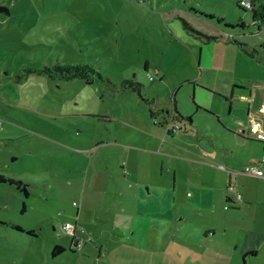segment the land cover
Listing matches in <instances>:
<instances>
[{"label":"rangeland","instance_id":"374dc122","mask_svg":"<svg viewBox=\"0 0 264 264\" xmlns=\"http://www.w3.org/2000/svg\"><path fill=\"white\" fill-rule=\"evenodd\" d=\"M0 3L9 8L0 12V174L21 179L29 191L25 195L17 184L0 182V264L264 261L263 253L244 258L223 255L220 249L219 254V244L217 253H210L212 243L203 238L204 230L217 225L225 233L220 219L228 204L225 198L222 204L215 197L198 203L175 191L173 203L172 192L165 189L158 193L168 200L153 208L147 185L134 197L132 191H137L128 182L110 177L104 204L86 203L91 184L86 188L85 173L92 149L85 146L98 135L150 143L154 135L166 136L175 105L184 117L191 116L200 132L208 123L212 133L220 123L208 109L227 121L233 120L227 116L230 103L244 120L249 108H259L264 26L253 24L251 8H243L239 0ZM66 63L90 64L102 77L96 75L90 84L40 71ZM125 79L141 82V92L125 86ZM237 84L246 86L247 94L252 90L251 97L237 96ZM179 118L173 121L182 125L175 138L187 123ZM99 150L117 161L114 149ZM162 178L165 184L172 181L167 173ZM158 193L155 198L161 201ZM153 209L161 212L153 214ZM66 221L82 225L92 239L71 250ZM230 226L227 237L233 233ZM215 237L221 240L223 234ZM56 243H64L65 250L54 253Z\"/></svg>","mask_w":264,"mask_h":264},{"label":"crops","instance_id":"0c3cea01","mask_svg":"<svg viewBox=\"0 0 264 264\" xmlns=\"http://www.w3.org/2000/svg\"><path fill=\"white\" fill-rule=\"evenodd\" d=\"M237 88L240 90L236 92L237 96L244 99L251 97L252 90L249 89L248 94L244 92L248 90L246 86L237 84ZM234 92L235 89L232 90V94ZM197 107L200 109L199 106ZM262 108H264V92L262 104L256 110L249 108L245 112V120L234 113L232 103L227 116L232 117L233 120L225 121L216 112L206 109L208 115L214 116L220 123V126H215V130H211L212 133L208 131L210 130L208 123L203 132H200L198 125L187 118L188 115L186 117L182 115L183 117H180L187 120V127L184 126L183 134H179L177 138H175V132H166V136L169 134L174 136L175 139L172 141L165 140L166 136L163 133L154 135L150 143L145 140L140 144L137 139H133V142L124 141L119 137L97 134L93 141L87 143L89 146H85L92 149V158L90 162L88 160L89 168L85 173L89 184L86 188H89L91 184L90 192L87 194L90 197L86 199V203L97 201L104 204V194L109 191L110 177H116V181L123 183L128 182L129 189L137 191H132L133 194L135 193L134 197L138 196L139 191L147 185L145 194L154 203L153 208L161 206L163 201L168 200L158 193V190L165 189L172 192L170 200L173 203L178 198L175 191H179L183 198L191 199V201L195 199L198 203H204L215 197L220 198L222 204L225 198L228 204L224 205V213L220 214L221 228L226 224L223 229L225 233L222 229L218 230L217 225H210L204 230L203 238H207L209 243H212L207 247L210 253H217L219 249L220 254L221 249L223 255L229 252L232 256L239 254L238 256L244 258L259 255V253L264 254V175L255 176L245 170L247 165H255L264 174V160H262L264 139L258 138V133L264 134V109ZM106 117L109 120L114 116ZM177 118L180 119L179 115L174 117V121ZM243 123L245 127L240 128ZM255 124L258 130H255ZM218 131H221L220 134ZM150 134L152 136V133ZM188 135L189 139L186 138ZM107 147L115 150V159L117 158L115 163L112 162L110 155H103L99 150ZM83 152L84 149L81 155L85 156ZM81 173L84 174L82 170ZM166 173L172 179L167 184L162 178ZM157 193L161 201L155 198ZM237 194H240V199L237 198ZM159 212L161 211L158 209L152 211L153 214ZM241 224L245 225L239 231ZM229 225L233 228V233L227 237ZM220 231L223 238L217 240L215 234ZM131 233L134 235L135 229H132ZM71 242L72 238L70 248ZM56 244L66 247L64 243ZM218 244L219 248L215 250ZM247 261L245 259L244 263L246 264ZM261 264H264V261Z\"/></svg>","mask_w":264,"mask_h":264},{"label":"trees","instance_id":"16d2710c","mask_svg":"<svg viewBox=\"0 0 264 264\" xmlns=\"http://www.w3.org/2000/svg\"><path fill=\"white\" fill-rule=\"evenodd\" d=\"M250 1L252 3L250 8L253 10V24H257L258 27L261 28L262 26H264V0H261L260 2H258V0H250ZM239 5L242 6L243 8L248 9L247 7L243 6L240 3V0H239ZM0 12L8 13L9 12L8 6L6 4L0 3ZM242 25H245V23L242 22ZM40 71L47 73L51 77H60L64 79H72L77 77L83 78L87 81V83L90 84L94 82V78L96 77V75L102 77L99 71H97L94 67H92L90 64L87 63L56 64L51 67L44 66L43 68H40ZM122 83L128 88L132 90H136L138 92H141V88L143 86L141 82L133 79H125ZM174 108H175V112L173 118L178 117V115L182 116V114L178 111L176 105ZM187 118L189 120L191 119L190 116H188ZM5 181H9L10 183L17 184L18 188H20L25 193V195H29V191L21 179L14 180L12 178H6L5 176L0 174V182H5ZM15 228L21 230L19 226H15ZM29 233L34 234L32 230L29 231ZM63 250H65V248L60 244H56L54 247V253H60ZM71 250L75 251L73 247H71Z\"/></svg>","mask_w":264,"mask_h":264},{"label":"built area","instance_id":"2783aa9c","mask_svg":"<svg viewBox=\"0 0 264 264\" xmlns=\"http://www.w3.org/2000/svg\"><path fill=\"white\" fill-rule=\"evenodd\" d=\"M240 3L247 7L250 8L251 7V1L250 0H240ZM152 77V76H151ZM264 109V108H262ZM174 118L171 117V119L167 122L166 125V132H174L177 131L178 129L181 128V125L177 122H173ZM255 130L257 129V124H255ZM258 137L261 139H264V134L262 133H258ZM262 160H264V149H263V156H262ZM246 172L255 175V176H263V171L259 168H257L255 165H247L245 167ZM237 198H241L240 194H237ZM64 228L66 230V232L68 234H70L72 236V242L71 245L73 248H81L86 242L90 241L92 238L90 237V235H84L85 232V228L80 225V224H76L73 222H65L64 224Z\"/></svg>","mask_w":264,"mask_h":264}]
</instances>
